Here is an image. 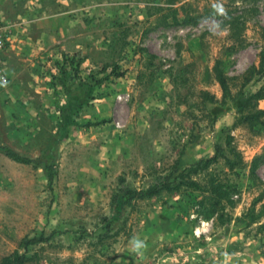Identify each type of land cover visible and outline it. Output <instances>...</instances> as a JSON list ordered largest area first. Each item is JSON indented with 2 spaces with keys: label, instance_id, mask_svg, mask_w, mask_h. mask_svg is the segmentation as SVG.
Returning a JSON list of instances; mask_svg holds the SVG:
<instances>
[{
  "label": "rangeland",
  "instance_id": "obj_1",
  "mask_svg": "<svg viewBox=\"0 0 264 264\" xmlns=\"http://www.w3.org/2000/svg\"><path fill=\"white\" fill-rule=\"evenodd\" d=\"M263 54L264 0H0V143L54 170L0 152V263L264 264ZM214 153L224 224L191 189L112 202Z\"/></svg>",
  "mask_w": 264,
  "mask_h": 264
},
{
  "label": "trees",
  "instance_id": "obj_2",
  "mask_svg": "<svg viewBox=\"0 0 264 264\" xmlns=\"http://www.w3.org/2000/svg\"><path fill=\"white\" fill-rule=\"evenodd\" d=\"M261 66L264 68V54L261 55ZM253 70H255L254 66L247 69L243 74V77L249 79ZM258 71L261 72L260 70ZM212 73L221 88L223 99L225 100L228 97H232L231 81L234 80L235 77H228L224 73L222 61L219 58L216 59ZM201 92L204 98L211 96L209 95L208 91ZM262 115H264V110L252 113L249 118L250 120H253L259 118ZM215 148L219 149L220 146L216 145ZM0 152L15 161L42 167L45 170L49 185L52 184L54 178V170L52 165L44 163L39 158L24 156L13 148L2 143H0ZM217 161V153H214L211 157L199 159L180 171L168 173L158 177L146 188H132L122 184L119 187L118 192L113 195L112 202L129 205L134 200H142L153 196H159L163 192H175L181 189H191L199 191L202 194L201 199L198 201L199 206L201 207L200 214L208 217L215 216L221 224H224L229 220L228 214L225 213V209L227 207H233L234 204V201L231 199L232 191L230 186L225 183L218 174H209L203 182L193 178V175L205 170L211 163ZM227 162L230 163V160L227 159ZM53 234L54 232H51L47 236L41 234L39 236L25 238L23 240V245L26 249L30 245L46 243L53 237ZM27 260L28 257L26 253L23 252L21 254L5 256L0 264H24Z\"/></svg>",
  "mask_w": 264,
  "mask_h": 264
},
{
  "label": "clouds",
  "instance_id": "obj_3",
  "mask_svg": "<svg viewBox=\"0 0 264 264\" xmlns=\"http://www.w3.org/2000/svg\"><path fill=\"white\" fill-rule=\"evenodd\" d=\"M216 7H218V11L221 13V14H224L225 13V10H224V8H223V6L222 5H219V6H216ZM137 249H139V248H141L142 246L144 247L145 245L143 244V242L142 241H137Z\"/></svg>",
  "mask_w": 264,
  "mask_h": 264
}]
</instances>
